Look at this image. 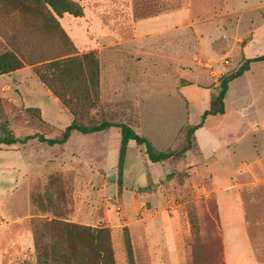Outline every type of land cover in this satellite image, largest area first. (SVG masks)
Wrapping results in <instances>:
<instances>
[{
  "label": "rangeland",
  "instance_id": "obj_1",
  "mask_svg": "<svg viewBox=\"0 0 264 264\" xmlns=\"http://www.w3.org/2000/svg\"><path fill=\"white\" fill-rule=\"evenodd\" d=\"M75 1L82 7V15L59 17L50 8L24 0H0V52L13 50L24 62L22 69L0 75V136L22 138L38 133L47 138L61 137L63 130L48 120L55 100L81 123L123 121L156 143L153 145L157 150L185 146L187 150L181 158L154 165L152 174L146 165L150 162L147 156L135 146H128L125 177L122 175L119 186L117 162L114 168L96 171L75 152L83 147L89 161L95 157L89 154L90 148L106 137L116 142L112 134L75 135L67 144L50 145L38 138L9 146L0 144V185H14L12 195L1 200L5 196L0 194V264H66L64 259H50V253L44 256L50 220L55 218L48 211L53 208L48 198L54 190L52 196L61 193L64 197L59 207L61 219L109 228L114 264H128L125 228L135 264H264V182L240 171L231 176L229 188H216L203 168L187 126L170 144L173 131L186 115L172 91L180 68L195 72V62L220 78L236 71L245 61L243 45L254 29L264 28V0ZM206 24L216 30V44L210 55L199 49L198 30H204ZM155 35L157 38L151 37ZM256 46L263 54L264 29ZM88 52L97 59L98 84H90L84 77L87 73L80 79L72 74L75 80L68 78L66 87L56 81L59 89L68 88L66 95L71 100L64 104L40 81L34 63L53 57H80ZM132 64L136 76L130 74ZM165 72L169 74L165 86L168 96H158L159 86L142 85L146 77L154 83L157 78H165ZM132 76L139 83L133 88L138 101L129 98ZM186 82L192 81L181 80ZM37 85L47 89L54 99L45 98ZM72 110L81 113L74 116ZM118 139L121 141L120 133ZM68 148L77 155L72 160L67 159ZM139 153L142 163L137 158ZM23 158L29 161V173L27 183L19 186L18 166ZM137 166L145 171L138 178L139 186L132 195L122 196L123 183L133 182ZM159 173L164 174L150 184ZM48 182L52 183L49 191L45 189ZM233 183L240 185L231 191ZM218 189L228 190L239 210L238 219H225L224 198ZM147 192L149 195L143 198Z\"/></svg>",
  "mask_w": 264,
  "mask_h": 264
},
{
  "label": "crops",
  "instance_id": "obj_2",
  "mask_svg": "<svg viewBox=\"0 0 264 264\" xmlns=\"http://www.w3.org/2000/svg\"><path fill=\"white\" fill-rule=\"evenodd\" d=\"M206 25L204 30L201 31L203 34H201L200 30H198V39L200 44L199 49L202 54L210 55L214 52V45L216 44V30L212 28L211 24ZM263 29V27L254 29L252 37L246 44L243 45L242 50L245 59L261 55V51L257 49L256 45L259 42V38L262 34ZM151 37L157 38V35ZM158 39H161V37L158 36ZM99 43L101 44L106 42L99 41ZM102 47L104 46H100V55L101 49H103ZM150 53L154 52L151 51ZM152 55L153 54H151V56ZM146 58H149V55H147ZM34 64L39 65L41 64V62H36ZM193 65L195 67V72H192L190 70L184 71L180 68L179 77L176 79L177 83L172 88V91L176 94L177 99L180 100L182 105L184 106L186 115L173 131L174 133L171 137L172 141L170 144H172L173 142L175 143L176 136L182 128H184L185 126L188 127L196 125L202 121L201 126L196 127L192 135L194 137V143L199 152L200 159L203 161V168L209 173L210 179L212 180L216 188H229L227 186L231 183V176L240 171L250 173L255 181L264 182V62L251 63L249 69L244 71L242 75L229 81L227 90L223 98L224 111L222 113L207 114L203 117V119L202 115L204 111L210 110L212 107H214V99L220 91V77H213L209 72V68L196 64L195 62H193ZM135 68L136 66L132 64L130 68V74L134 76L137 75ZM157 69L159 71V68ZM162 70L163 69L161 68L160 74L163 73ZM214 70L216 71V69ZM152 71L150 73H152ZM221 73L223 72H220V75ZM164 74L166 75V79L162 76L160 78H157V80L155 79L156 82L154 83V79L146 77L144 83L141 84H152V87L159 86L161 87V90L158 96H168L169 90L168 88H165V86L166 83H168L169 74H167V72H165ZM147 75L149 74L146 73V76ZM131 78L132 80L130 81L128 91L129 98L130 100L135 99V101H138L140 98L139 96H137V90L133 89L134 87H136L138 82L136 77L135 79L133 78V76ZM163 79H165V81H163ZM181 80H190L192 82L181 83ZM103 83L104 74L101 64L102 90ZM39 85L36 86V89H42L44 91L43 93L45 94V98L54 99L52 98L53 96L49 94L47 89H45L44 87H39ZM34 89L35 88H33V91H36ZM52 103L53 108L50 111V117L48 118V120L50 121V123H54L58 127L57 129L64 130V128L71 122L72 117L68 114L67 111L61 108L58 102L52 100ZM56 115L59 117L63 116V119L58 118ZM114 128L115 127H110L103 131L90 133L89 135H98L99 137L109 136V134H112V138H117V140L115 143H112V140L110 141L108 137H106V139L102 140L99 144L90 148L89 154L95 155V157L89 159V161H87V159L85 158V154L87 153L85 152V149L83 147H81L78 151L75 150V152L79 154L78 156H81L80 160L86 163L88 166L91 165L93 169H96V171L98 170V168H114V165L117 162L120 146V141L118 139L119 132ZM133 128L137 130L136 127ZM75 135L86 134H79L74 131L71 133L70 137L66 140L65 143L67 144L71 138L75 137ZM153 143L154 142H152V144ZM154 145L156 146V143H154ZM128 146H135L137 151L143 153L144 156L143 147L138 146L134 140H129L127 142L126 151ZM73 151L74 150L70 148L66 150V156L68 160H72L74 156H77L73 153ZM97 156L99 157L98 160H96L98 158ZM137 156L139 161L142 163V155L140 156L139 153V155ZM160 162L150 161L149 163H147L146 165L149 172H152V174H154V165ZM69 163L70 162L68 161L67 165H69ZM29 165L30 164L27 158H23L19 162V175L21 176L19 186L22 183H27L26 174L29 173ZM141 168L142 166H137V171L135 174L136 177L134 178L132 183L128 185L123 183L122 196H127V193H131L132 195L134 189L139 186L138 178L145 172L144 170H142L143 168ZM125 170L126 154L124 159L123 177H125ZM163 174L164 173H159L156 177H154L155 179L150 181V184L151 182L152 184H154L155 181L158 180ZM12 179L14 178L11 177V180ZM14 182L16 184L17 181L14 180ZM28 183L30 184L29 181ZM236 185L240 184L233 183V185L230 186L231 191L236 188ZM0 188V194L3 193L5 196L3 197V199L1 198V200H4V198L13 194V183H10L9 186L0 185ZM223 189H218V191H221L220 193H218L222 194L221 198H224V217L226 220L228 219L227 221L238 219L237 217L239 215V210L234 207L233 199L231 198L232 196L227 194L228 190ZM224 193L226 194L223 195ZM147 194L149 195V192H147L146 195H143L142 197H147Z\"/></svg>",
  "mask_w": 264,
  "mask_h": 264
},
{
  "label": "trees",
  "instance_id": "obj_3",
  "mask_svg": "<svg viewBox=\"0 0 264 264\" xmlns=\"http://www.w3.org/2000/svg\"><path fill=\"white\" fill-rule=\"evenodd\" d=\"M24 1L30 2L37 7H43L44 9L50 8L53 13L59 17L64 14H70L73 16L82 15V7L75 0ZM38 62H41V64L37 66L38 68H36L38 78L64 104H67V102L71 100V98L66 95V92L68 93V88L59 89L56 87V81L62 83V87H66L65 84L68 78H71V80H75L73 79L74 77L80 79L84 73H87L84 77H87L90 84L96 86L98 84L97 59L94 58V55L91 54V52L84 53L80 57L78 55L61 58L53 57ZM253 62H264V54L245 59L236 71L220 78V91L214 99V107L210 110L204 111L202 119L207 114L222 113L224 111L223 98L229 81L242 75L244 71L249 69L250 64ZM23 65V60L13 50L7 49L0 52V74L14 71L23 67ZM72 74H74V77L71 76ZM71 113L76 116L81 112L79 110H72ZM201 124L202 121L196 125L188 126V128H186L188 135L193 134L196 127L201 126ZM110 127L118 128L121 139L117 158V181L119 186L122 183L121 178L123 175L126 145L129 140H134L138 146L143 147L144 154L151 162L181 158L185 150H187V146L181 149L173 147L166 150H157L148 138L137 133L129 124L123 121L102 120L96 124L87 125L79 122L76 117H73L72 121L64 128L61 137L47 138L43 134L38 133L26 135L22 138L0 136V144L9 146L16 143H25L27 140L33 138H38L39 141L47 142L50 145L62 144L74 131L89 134L103 131ZM51 187L52 183L48 182L45 189L49 191V189H52ZM48 193L49 192L46 191V194ZM53 193H56V191L54 190ZM53 193H49L50 198H48V201L50 203L52 202L51 204H53V208L48 209V211L52 213L55 218L50 220L49 245L48 248L45 247L44 256H48L50 253V259L54 261H61L64 259L66 264H114L113 247L109 228L105 226L94 227L90 224H76L68 221V218L63 217L61 219L59 216L61 214L59 212V207L61 206L64 197L61 193L54 197L52 196ZM123 241L127 263L135 264L132 244L126 228L123 231Z\"/></svg>",
  "mask_w": 264,
  "mask_h": 264
}]
</instances>
